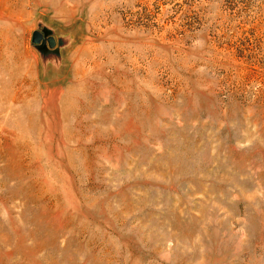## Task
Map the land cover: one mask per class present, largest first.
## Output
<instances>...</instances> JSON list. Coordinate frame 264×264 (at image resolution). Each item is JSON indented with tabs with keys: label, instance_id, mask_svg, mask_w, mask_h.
<instances>
[{
	"label": "rangeland",
	"instance_id": "rangeland-1",
	"mask_svg": "<svg viewBox=\"0 0 264 264\" xmlns=\"http://www.w3.org/2000/svg\"><path fill=\"white\" fill-rule=\"evenodd\" d=\"M0 264H264V0H0Z\"/></svg>",
	"mask_w": 264,
	"mask_h": 264
},
{
	"label": "water",
	"instance_id": "water-1",
	"mask_svg": "<svg viewBox=\"0 0 264 264\" xmlns=\"http://www.w3.org/2000/svg\"><path fill=\"white\" fill-rule=\"evenodd\" d=\"M32 42L34 44L48 43L50 48H54L57 44L56 39L53 36L46 37L41 31H37L33 34Z\"/></svg>",
	"mask_w": 264,
	"mask_h": 264
}]
</instances>
